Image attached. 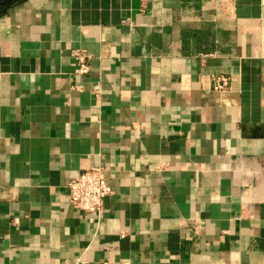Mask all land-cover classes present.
I'll return each mask as SVG.
<instances>
[{"label": "crops", "instance_id": "obj_1", "mask_svg": "<svg viewBox=\"0 0 264 264\" xmlns=\"http://www.w3.org/2000/svg\"><path fill=\"white\" fill-rule=\"evenodd\" d=\"M98 164L93 222L68 182ZM79 261L264 264V0L0 11V264Z\"/></svg>", "mask_w": 264, "mask_h": 264}, {"label": "built area", "instance_id": "obj_2", "mask_svg": "<svg viewBox=\"0 0 264 264\" xmlns=\"http://www.w3.org/2000/svg\"><path fill=\"white\" fill-rule=\"evenodd\" d=\"M72 56L78 62L77 72L86 74L90 71V54L85 49H75ZM213 88L225 90L229 83V78L224 75H215L212 78ZM70 203L79 210L88 214L90 220L99 221L104 212L105 198L113 193V188L108 181V169L104 164L94 165L79 172L68 182ZM96 216V218H94ZM76 264H88L79 261ZM104 264H110L106 262Z\"/></svg>", "mask_w": 264, "mask_h": 264}, {"label": "water", "instance_id": "obj_3", "mask_svg": "<svg viewBox=\"0 0 264 264\" xmlns=\"http://www.w3.org/2000/svg\"><path fill=\"white\" fill-rule=\"evenodd\" d=\"M14 0H0V11Z\"/></svg>", "mask_w": 264, "mask_h": 264}]
</instances>
